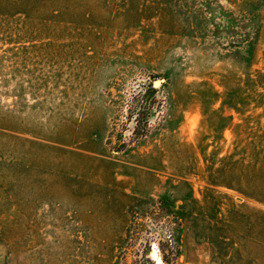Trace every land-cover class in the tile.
<instances>
[{"label": "rangeland", "instance_id": "rangeland-1", "mask_svg": "<svg viewBox=\"0 0 264 264\" xmlns=\"http://www.w3.org/2000/svg\"><path fill=\"white\" fill-rule=\"evenodd\" d=\"M0 264H264V0H0Z\"/></svg>", "mask_w": 264, "mask_h": 264}, {"label": "trees", "instance_id": "trees-1", "mask_svg": "<svg viewBox=\"0 0 264 264\" xmlns=\"http://www.w3.org/2000/svg\"><path fill=\"white\" fill-rule=\"evenodd\" d=\"M151 85H152V84H151ZM151 85H150V86H151ZM151 88H153V87H151ZM139 122H140V121H139ZM139 122H138V124H139ZM146 122L148 123L149 121L147 120Z\"/></svg>", "mask_w": 264, "mask_h": 264}]
</instances>
